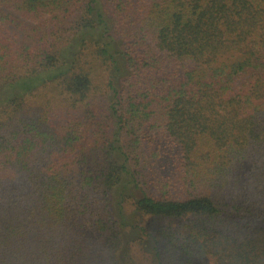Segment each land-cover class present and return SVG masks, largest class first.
Masks as SVG:
<instances>
[{"label": "trees", "instance_id": "obj_1", "mask_svg": "<svg viewBox=\"0 0 264 264\" xmlns=\"http://www.w3.org/2000/svg\"><path fill=\"white\" fill-rule=\"evenodd\" d=\"M0 264H264V0H0Z\"/></svg>", "mask_w": 264, "mask_h": 264}]
</instances>
